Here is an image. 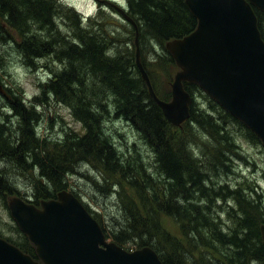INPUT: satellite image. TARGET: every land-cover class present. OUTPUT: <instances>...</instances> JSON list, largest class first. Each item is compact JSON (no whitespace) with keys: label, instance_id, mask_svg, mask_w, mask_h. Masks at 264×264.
Listing matches in <instances>:
<instances>
[{"label":"rangeland","instance_id":"1","mask_svg":"<svg viewBox=\"0 0 264 264\" xmlns=\"http://www.w3.org/2000/svg\"><path fill=\"white\" fill-rule=\"evenodd\" d=\"M115 1L126 5V12L139 27L140 59L143 66L146 67L144 68L151 75L154 88L170 97V83L173 81L176 69L166 61L168 52L164 48L165 42L156 40L138 16L132 10L130 11V0ZM45 2L55 10L53 12V27L59 30L60 37L65 39L64 43H74L72 39H76V35L91 36L93 34L97 36V43L100 47L102 44L103 50L101 51L99 47L95 50V59L92 62L103 64V59L98 54V50H100L101 53H104V58L111 61H128L127 73L129 77L135 78V73L139 75L134 66V30L127 22L123 21L115 10L108 6L105 7L106 5L100 7L104 4L95 0H46ZM1 25H3V29L0 27V84L4 87L6 94H0V123L8 129L7 137L17 142L20 134V118L14 116L10 110V103L15 106L17 103L12 95L20 97L27 110L34 105L36 122L33 123V128L35 137L40 142V149L42 152L59 157L62 154L61 146L65 141L70 142L85 134L82 123L74 118L71 108L60 102L46 87L48 83L51 85L55 81V75L61 74L67 68V61L58 58L54 53H40L39 57L33 58L25 55L26 50L20 46L23 39L36 33L37 42H45L49 40L46 29L40 28L35 32V28L32 27L31 34L21 36L17 31L8 28L2 17H0ZM59 46H56V50ZM26 56L29 58L27 59ZM83 63L88 64V61L80 59L74 63L73 66L76 67L78 73H80L79 70L84 72L81 69ZM88 75L86 76L88 78L86 81L88 85L87 100L90 98L87 94L98 95L99 91L104 90V87L98 83L99 77L90 79L91 76L88 77ZM116 77L120 78L121 75ZM190 95L192 97L190 109L195 113L209 114L228 134L227 139L214 141L198 125L189 121L183 124L182 129L173 127L171 130L177 139H183L193 158L199 160L197 162L199 171L204 174L205 181L202 186L208 190L205 191L207 198L202 201L193 199L191 202L195 205L198 204L199 208L209 207L207 213L200 210L201 215L198 217L201 224L206 223L207 227L215 224L224 234L231 235L235 232L236 236L242 237L244 232L241 235L242 231L238 230L237 223V218H240L241 214L237 212L238 207L232 192L239 191L245 199L258 205V211L252 212L254 217L258 213H264V146L259 138L256 139L258 141L249 140L248 138H252L248 133L250 130L248 131L240 121L237 120L244 128L228 119L223 109L197 86L191 88ZM35 98H40L41 103L36 102ZM99 98L108 104L109 111V114L102 118L101 130L116 150L120 163L126 165V162L140 161L147 174H150L154 181L160 183L158 189L160 192L165 188L167 180L158 171L153 152L140 139L136 127L131 122L115 116L111 104L112 97L104 93ZM221 142H225L226 145L221 146ZM216 151H224L226 159L223 161L213 160L211 155ZM29 163V160L19 162L17 159L10 160L0 157V179L7 181L12 188L11 195L3 196L0 187V238L11 242V244L22 243L24 238L28 240L10 216L9 198H19L35 208H40L42 201L56 200L57 194L65 191L76 197L88 210L92 218L99 224L107 242L128 252L135 251L136 241L139 239H129L124 245L119 246L112 237V234L119 230H127L128 212H124L126 206L123 198L131 196L139 207L144 203L139 200L137 191L132 190L119 174L107 175L99 164L91 160L79 159L74 162L75 169L73 171L63 173L60 187L41 180L45 184L46 191L53 193L55 198L37 199L38 204L35 205L34 195L36 189L39 190L37 182L41 176L38 168L25 166ZM192 194L198 197V193ZM203 215L207 217L206 222L203 221ZM159 222L161 229L182 245V251L178 257L182 259L184 254L188 264H224L228 259L229 248L226 245L220 246L219 243L212 240L209 228L199 229L198 233L201 236L194 243L190 241V248H188L180 224L176 220L161 215ZM126 237L127 235H124L122 238ZM152 240L154 243L158 240L161 251L173 254V258L176 260L175 252H172L166 243L159 238H152ZM28 242L30 243L29 240ZM253 247L251 243L248 251ZM253 250L254 248L251 251ZM246 264L260 263L248 259Z\"/></svg>","mask_w":264,"mask_h":264},{"label":"trees","instance_id":"2","mask_svg":"<svg viewBox=\"0 0 264 264\" xmlns=\"http://www.w3.org/2000/svg\"><path fill=\"white\" fill-rule=\"evenodd\" d=\"M129 7L130 11L132 10L145 27L150 30L151 35L161 42L180 39L191 33L197 25L196 19L186 8L184 0H130ZM253 10L257 18L258 30L264 41V12L255 8ZM53 12H55L53 7L48 6L47 2L43 0H0V17L5 19V24L11 30L17 31L21 36L31 34L32 27L35 28V32L39 31L40 28L47 30L49 40L38 43L35 33L24 38L20 46L26 50L25 55L32 58L39 57L40 53H54L58 58L67 61V68L61 74L55 75V81L51 85L48 83L46 87L60 102L71 108L74 118L82 123L85 130L82 137L63 143L61 156L57 157L42 152L33 128V123L36 122L33 110L35 106H31L27 110L21 98L12 95L17 103L15 106L9 102L10 110L14 116L20 118L19 140L16 142L7 137L8 129L0 123V157L10 160L17 159L19 162L29 160L30 163L25 164V166L38 168L41 178L37 182L39 190L36 189L35 191L36 201L34 204H38L37 199L55 198L53 193L46 191L45 184L41 180H46L54 186L60 187L63 173L73 171L75 161L79 159L91 160L99 164L105 174H119L132 190L137 191L139 200L144 202L139 207L131 196L123 198L126 206L124 212H128V223L127 230H119L112 234L113 241L117 245L122 246L129 239H139L136 241L134 250L150 247L157 254L162 264H188L184 254L182 259L178 257L182 251V245L160 227L159 217L165 215L172 217L180 224L188 248H190V241L194 243L201 236L198 233L199 229L209 228L212 233V240L219 243L220 246L226 245L229 248L230 255H227L228 259L224 264H246L248 259L264 264V248L259 233V227L264 223V213H258L256 217L252 213L258 211V205L245 199L239 191L232 192L238 207L237 212L241 214V217L237 218V223L238 230L242 231L241 235L243 232L245 233L242 237L236 236L235 232L231 235L224 234L215 224L213 226L208 225V227L206 223L201 224L198 217L201 215L200 210L207 213L209 207L201 206L202 208H199L198 204L195 205L191 202L193 199L202 201V199L207 198L205 191L208 190L202 186L205 181L204 174L200 173L197 165L199 160L193 158L183 139L175 137L171 131L173 127L166 122L161 110L149 97L140 75L135 73V78L129 77L127 73L128 61H111L104 58V53H101L102 44L100 47L97 43V36L93 34L91 36L76 35V39H72L74 43H64L65 39L60 37L59 30L53 27ZM2 26H0L1 29H3ZM52 33H54L53 37ZM77 40L79 42H76ZM58 45L60 46L56 50ZM98 47L101 50H98L99 57L103 59L101 65L92 62ZM80 59L87 60L88 64L83 63L81 69L84 72L79 70L80 73H78L73 65ZM166 61L174 66L169 54H167ZM145 70L155 94L160 100L168 101L170 97L154 88L151 75L147 69ZM87 75L88 77L91 76L90 79L99 77L98 83L104 87V90L99 91L98 95L95 93L87 94L91 98L88 100L86 99ZM115 75H121V77L117 78ZM195 87L194 84H184V89L189 94L191 88ZM104 93L113 99L111 104L115 116L131 122L136 127L140 139L153 152L157 169L167 180V182L165 181L167 183L165 188L160 192L158 191L160 183L154 181L151 175L147 174L140 161L126 162V165L120 163L116 150L105 138L101 130V123L102 118L109 114L108 104L99 98ZM35 101L41 103L40 98H35ZM224 114L232 122L238 123L225 111ZM188 121L198 125L214 141L228 138L225 130L209 114L195 113L190 109ZM238 124L244 128L241 123ZM182 127L178 129H182ZM248 133L252 137L248 138L249 140L258 141L256 140L258 138L251 131ZM220 145L225 146L226 143L221 142ZM211 156L213 160L217 161L226 159L224 151H216ZM8 184L4 179H0L3 196L12 194V188ZM192 193H198V197ZM202 218L203 221H207L205 215ZM124 235L127 237L122 238ZM152 238H159L166 243L172 252H175L176 260L180 261L177 262L173 258V254L162 252L158 245L159 241L156 240L154 243ZM251 243L252 247L254 243V250L251 251L252 248L248 251ZM12 244L24 254L37 260L35 248L27 239L24 238L22 243Z\"/></svg>","mask_w":264,"mask_h":264},{"label":"water","instance_id":"3","mask_svg":"<svg viewBox=\"0 0 264 264\" xmlns=\"http://www.w3.org/2000/svg\"><path fill=\"white\" fill-rule=\"evenodd\" d=\"M107 3L134 29L135 66L149 97L171 126L180 128L190 117L192 98L183 83H192L264 146V42L251 8L264 11V0H184L197 26L164 45L177 68L168 102L155 94L141 64L136 23ZM0 93L4 94L1 84ZM8 208L42 264H162L150 248L127 252L107 242L99 224L65 191L56 200L42 201L40 208L11 197ZM259 233L264 248V224ZM0 264L39 263L0 238Z\"/></svg>","mask_w":264,"mask_h":264},{"label":"flooded vegetation","instance_id":"4","mask_svg":"<svg viewBox=\"0 0 264 264\" xmlns=\"http://www.w3.org/2000/svg\"><path fill=\"white\" fill-rule=\"evenodd\" d=\"M96 2L104 3V0H95ZM118 5L123 7L124 9L126 8V5H123L122 3L116 2ZM110 7V6H109ZM111 8V7H110ZM113 9V8H112ZM114 10V9H113ZM116 11V10H115ZM118 14V12H116Z\"/></svg>","mask_w":264,"mask_h":264},{"label":"bare ground","instance_id":"5","mask_svg":"<svg viewBox=\"0 0 264 264\" xmlns=\"http://www.w3.org/2000/svg\"><path fill=\"white\" fill-rule=\"evenodd\" d=\"M46 1V0H45ZM125 25V24H124ZM138 28V27H137ZM134 30V29H133ZM74 41V40H73ZM30 42V41H29ZM46 61V60H45ZM4 62V61H3ZM37 63V62H36ZM44 63V62H43ZM55 67V66H54ZM33 70V69H32ZM49 70V69H48ZM51 70V69H50ZM7 108V107H6Z\"/></svg>","mask_w":264,"mask_h":264}]
</instances>
